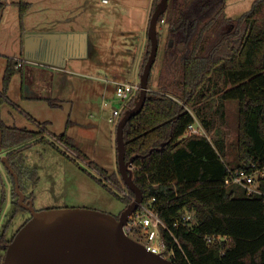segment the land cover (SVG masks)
<instances>
[{
	"label": "trees",
	"instance_id": "1",
	"mask_svg": "<svg viewBox=\"0 0 264 264\" xmlns=\"http://www.w3.org/2000/svg\"><path fill=\"white\" fill-rule=\"evenodd\" d=\"M160 0L153 1L152 12ZM19 9V22L24 30L25 16L32 4L26 0L14 3ZM7 0H0V23ZM226 0H169L168 11L160 18L168 26L169 42L164 50L157 85L153 87L151 73L149 92L140 114L126 125L124 137L126 159L134 158L133 179L143 193V204L151 202L161 220L171 228L178 243L167 229L162 228L168 249H174V264H264V197L248 196L242 189L225 187L228 166L250 168L253 163L264 166V0H255L251 9L239 18L226 16ZM159 33V40L161 42ZM180 46L183 49H180ZM151 42L148 39L140 75L148 60ZM15 58H7L0 90V153L8 158L24 186L25 152L35 144H50L80 166L99 184L120 198L109 185L123 191L125 184L118 172L110 173L92 161L78 142L65 130L54 138L45 137L49 122H37L19 109L38 128L30 131L8 126L2 117L3 105L9 102V88L17 68ZM223 79V86L215 77ZM214 83L215 90L210 85ZM209 85V89L204 91ZM229 85H231L229 87ZM140 90L122 112L135 106ZM218 96V102L212 101ZM228 101L238 102V135L230 143L217 116L225 118ZM53 107L57 103L48 101ZM219 103V104H218ZM198 120L211 140L205 135H186L188 127ZM70 124V120L68 121ZM64 146L75 156H71ZM162 145H164L162 147ZM236 149L235 159L228 157V147ZM162 147V149H160ZM14 184V176L8 170ZM33 187L39 183L37 172L30 175ZM264 190V179L261 181ZM125 197L132 203L134 193ZM35 200L31 192L27 197ZM28 212L15 204V214ZM194 213L191 227L174 226L181 214ZM28 221V220H27ZM27 221L25 223H27ZM206 235H225L224 242L208 243ZM7 228L0 233L2 264L8 245Z\"/></svg>",
	"mask_w": 264,
	"mask_h": 264
},
{
	"label": "rangeland",
	"instance_id": "2",
	"mask_svg": "<svg viewBox=\"0 0 264 264\" xmlns=\"http://www.w3.org/2000/svg\"><path fill=\"white\" fill-rule=\"evenodd\" d=\"M7 1L8 7L6 11L4 10L0 23V52L5 54V56L0 54L1 89L3 85V70L7 64L6 56H13L15 58L19 55L20 40L18 36L22 34L19 22V9L14 4V2L19 0ZM26 1L32 3L29 16L26 19V27L29 33L36 31V29L47 30L52 23L50 20H57L58 22L56 24L59 30H68V28H72L73 26L87 32H95L91 35V45H94L96 50L98 49L102 52V55H107L110 51L114 49L119 50L123 47L125 36L129 37L130 35L126 31H132L137 35L146 26L149 28L150 20L147 25L145 22L147 20L148 10H151L153 7L154 0H112L113 3L110 5L104 4L103 0ZM254 1L226 0V16L228 18L241 17L251 9ZM114 3L117 5L114 6ZM107 9L112 10L111 14H108L109 17L105 20L101 19V16H107ZM73 11L75 13L70 14ZM54 16H58L59 19H55L56 17L54 18ZM69 17H72L74 21L68 22ZM159 33L161 35V43L152 76L153 87L157 85L164 50L168 42V26H159ZM128 41L134 44L137 42L135 39H129ZM116 72H119L118 69L110 68L102 74L113 76ZM67 76L71 77V75ZM13 79L12 87H10V96L14 100H18V96L21 93V74L16 73ZM215 80L219 82V86H223V79L216 76ZM208 89L209 85L205 87L204 91ZM210 89L211 91L215 90L214 83L210 85ZM102 94H98L95 97H86L82 92L80 101L77 104L76 113L79 118L78 120L84 119L82 117L84 114L83 110L85 108L88 109V106L91 105L94 109L92 111L93 117L89 118V122L87 121V125L91 126V128L87 130L77 127L74 132L88 143L87 146L89 148L94 149L100 154L101 159L109 164L108 170H110L112 168L110 166H113V169L114 164L117 166L118 153L117 126L109 121V118L112 116L110 111L112 112L119 106L120 101L116 96V91L114 92L113 89L110 90L109 96H112V98L109 101L106 99V95ZM211 98L213 102H218L219 100L218 96L211 95ZM106 102L109 103L110 107L104 110V104ZM7 110H5V116H3L4 121L10 124L15 122L14 124L18 127H23L22 124L28 122L20 114H16V118H14ZM225 111L224 120L217 116V126H221L225 131L230 144L236 141L238 135V102L228 101ZM49 114V117L53 118V124L50 126L51 133L57 136L64 132L69 113L63 112V110H56L55 112H49ZM90 122H93V124L90 125ZM81 131L86 133V139L80 135L82 134ZM51 133L48 131L45 137L60 144ZM210 136L213 138L214 134L210 133ZM78 142L86 146V143H82L80 140ZM94 146L96 149L93 148ZM60 147L72 156L73 153L70 150H67L62 145ZM24 154L25 169L23 171L26 195L28 197L31 192L35 194L36 200L34 201V206L37 211L85 208L118 216L128 206L126 201L123 200L125 195L121 191L113 185H109L112 190L119 194L120 198H117L108 189L99 184L91 175L80 169L77 164H70L69 159L50 144H35ZM235 154L236 149L232 145L229 146L228 157L235 159ZM79 163L82 167L88 166L81 161ZM34 170L40 178V182L36 187H33L32 181L30 180L31 172ZM13 193L14 184L8 173V169L2 162L0 154V233L6 227L10 239L14 238L25 222L31 218L29 211L15 214V204L19 198L14 197ZM2 255L3 253L0 252V264H2Z\"/></svg>",
	"mask_w": 264,
	"mask_h": 264
},
{
	"label": "crops",
	"instance_id": "3",
	"mask_svg": "<svg viewBox=\"0 0 264 264\" xmlns=\"http://www.w3.org/2000/svg\"><path fill=\"white\" fill-rule=\"evenodd\" d=\"M111 3H113L112 0L104 2V4L107 5ZM116 5L117 4L114 3V6ZM29 11L25 16L24 30L22 34L18 36L20 40V51L19 55L15 57V59H20L22 61L21 70L17 72L21 74V93L18 96L19 99L17 98L18 100H14L10 96L11 88H9V102L3 105L2 117L5 116V110L9 108L10 110L8 109L7 111L10 115L14 116V118H16V114H20L23 116L22 118H25L24 120H28V122L23 123V127L20 128L30 131L38 130L35 124L19 110L22 109L37 122H49L48 130L51 133L50 126L53 124V118L49 117V112H55L56 110L68 112L69 118L65 123L64 130H66L77 142L80 140L82 143H86L85 146L78 142L82 151L92 161L96 162L110 173L118 172L117 162V166L114 164V169L113 166H110L112 168L108 170L109 164H107L105 160H102L100 154L94 149L89 148L87 146L88 143L74 132L77 127L87 130L91 128V126L87 125V121L89 122V118L93 117L92 111L94 110L91 105L88 106V109L85 108L83 110L84 114L82 117L84 119L78 120L79 118L76 113L77 104L80 101L82 92L86 97H95L103 93L102 95H106L105 97L109 101L112 98V96H109L110 90L113 89L115 92L118 83L140 79L141 65L148 41V27L146 26V28L137 35L132 31H126L130 35L129 37L125 36L123 47L119 50L114 49L107 55H102V52L98 49L96 50L95 46L90 43L91 35L95 32H87L73 26L72 28H68V30H59L56 24L58 22L57 20H50L52 23L47 30L36 29V31H32L34 33H29L26 27V19L29 16ZM106 12L107 16H101V19L105 20L109 17L108 14H111L112 10L107 9ZM151 12L152 8L148 10L147 20L145 22L146 25L151 19ZM73 13L75 12L73 11L70 14ZM55 17L56 16H54V18ZM55 19H59L58 16ZM72 19V17H69L68 22H73L74 20ZM129 39H135L137 42L134 44L128 41ZM0 54L5 56V54L1 52ZM9 57L14 58L13 56H6V58ZM110 68L118 69L119 72L114 73L113 76L102 74L105 70H109ZM5 70L6 66H4V74ZM67 75H71V77ZM12 83L11 81L10 87H12ZM49 100L55 101L57 106H51L48 102ZM104 107V110L110 107L109 103L106 102ZM117 108H119V106L115 109ZM114 110L112 112L110 111L111 115H113ZM69 120L70 124H68ZM4 122L8 126H16L14 124L15 122H13V124L6 121ZM92 124L93 122H90V125ZM80 135L85 139L87 138L84 132ZM93 148H95V146ZM0 154L1 158L5 155L2 152ZM72 156H75V154H72ZM69 162L70 164H76L70 159ZM79 168L81 169L80 166Z\"/></svg>",
	"mask_w": 264,
	"mask_h": 264
},
{
	"label": "water",
	"instance_id": "4",
	"mask_svg": "<svg viewBox=\"0 0 264 264\" xmlns=\"http://www.w3.org/2000/svg\"><path fill=\"white\" fill-rule=\"evenodd\" d=\"M168 8L169 0H160L151 16L148 28L151 49L139 79L140 94L135 106L124 113L117 125L118 173L126 187L134 193L132 203L119 218L85 208L37 211L34 201L28 200L22 191L18 174L8 158L3 156L2 162L14 176L19 204L31 213V218L8 245L3 264H174L162 255L149 251L124 232V225L144 200L141 189L133 179L131 166L134 158L126 159L124 132L127 123L145 106L151 73L160 48L159 21ZM180 48L183 49L182 46Z\"/></svg>",
	"mask_w": 264,
	"mask_h": 264
},
{
	"label": "built area",
	"instance_id": "5",
	"mask_svg": "<svg viewBox=\"0 0 264 264\" xmlns=\"http://www.w3.org/2000/svg\"><path fill=\"white\" fill-rule=\"evenodd\" d=\"M104 2H108V0H104ZM164 24L165 21L162 20L159 26L162 27ZM16 60L18 61L17 68H20L22 66V61L20 59ZM139 90V80L118 83L116 85V96L120 103L119 108L114 110L112 117L109 119L111 123H114L116 126L118 125L124 108ZM189 134L205 135L211 140L210 134H208L204 126L198 120L188 127L186 135ZM131 169L134 171L135 167L131 166ZM228 171L229 173L225 180L226 188L232 189L233 187H238L248 196L260 195L264 197V190L261 189V181L264 179V166L258 167L256 163H253L250 168H232L228 166ZM110 184L114 186V184ZM129 191L130 190L125 185L122 193L125 197H130ZM155 203V198L149 203H142L139 209L129 217L124 225V232L132 239L143 244L149 251L160 254L173 263L175 261L179 263L175 250L168 249L163 240L162 228L168 230L176 243H178V239L175 232L159 217L158 210L154 205ZM193 220L194 213L181 214L176 218L174 226L176 228L180 226L191 227L194 224ZM229 239L230 238L225 235L205 236V240L208 243L226 242Z\"/></svg>",
	"mask_w": 264,
	"mask_h": 264
},
{
	"label": "flooded vegetation",
	"instance_id": "6",
	"mask_svg": "<svg viewBox=\"0 0 264 264\" xmlns=\"http://www.w3.org/2000/svg\"><path fill=\"white\" fill-rule=\"evenodd\" d=\"M168 11V10H167ZM165 21V20H164ZM163 26H169V25H167L166 24V21H165V24L163 25ZM168 42H169V45L170 46H173L174 45V41L171 39L170 41L168 40ZM161 43V42H160ZM181 47V46H180ZM181 49V48H180ZM182 50V49H181ZM28 199V198H27ZM29 200V199H28ZM120 215H121V213L117 216L118 218L120 217Z\"/></svg>",
	"mask_w": 264,
	"mask_h": 264
}]
</instances>
